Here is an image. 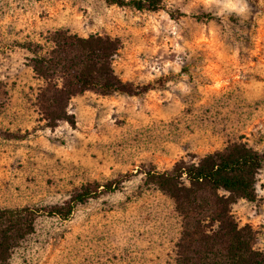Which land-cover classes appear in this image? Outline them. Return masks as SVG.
Segmentation results:
<instances>
[{
	"label": "rangeland",
	"instance_id": "obj_1",
	"mask_svg": "<svg viewBox=\"0 0 264 264\" xmlns=\"http://www.w3.org/2000/svg\"><path fill=\"white\" fill-rule=\"evenodd\" d=\"M162 2L172 15L104 0H0V207L61 205L88 183L98 192L65 219L40 211L8 264H174L180 217L142 170L233 141L264 152V0ZM63 29L116 37L112 68L126 91L76 94L66 107L74 124L49 126L46 81L30 58ZM256 177V199L232 212L264 250V164Z\"/></svg>",
	"mask_w": 264,
	"mask_h": 264
},
{
	"label": "trees",
	"instance_id": "obj_2",
	"mask_svg": "<svg viewBox=\"0 0 264 264\" xmlns=\"http://www.w3.org/2000/svg\"><path fill=\"white\" fill-rule=\"evenodd\" d=\"M104 1L173 14L162 0ZM48 39L52 47L42 54L34 52L30 65L46 81L39 95L49 126L60 119L74 124L66 107L76 94L126 91V84L112 68L119 49L116 37L98 33L83 37L63 29L55 30ZM25 48L31 49L29 45ZM263 164L264 152L247 142L233 141L196 159L180 158L169 169L142 170L144 183L170 197L180 217L174 264H264V250L255 246V230L248 223L240 224L232 212L238 199H256V175ZM104 187L112 189L110 183ZM95 193L88 183L61 205L0 207V264H8L14 250L34 231L40 211L65 219L77 203Z\"/></svg>",
	"mask_w": 264,
	"mask_h": 264
}]
</instances>
